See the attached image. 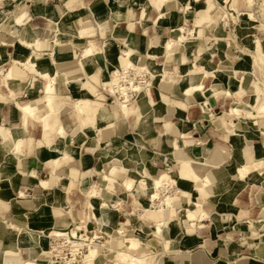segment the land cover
<instances>
[{
    "label": "crops",
    "instance_id": "obj_1",
    "mask_svg": "<svg viewBox=\"0 0 264 264\" xmlns=\"http://www.w3.org/2000/svg\"><path fill=\"white\" fill-rule=\"evenodd\" d=\"M157 1L0 0V22L12 17L19 30L17 36L0 32V131L7 128L12 135L7 142L0 133V264H22L27 258L48 264L43 251L49 236L80 224L89 203L98 214L92 225L106 223L110 233L123 228L142 233L149 227L141 250L153 246L157 264H264V170L254 173L251 183L238 174L244 165L264 162V115L230 117L234 107L252 109L258 83L264 84V74L246 53L255 41L252 34L261 39L260 30L242 17L236 40L217 23L202 20V13L221 16L226 0H168L162 8ZM236 4L246 11L245 1ZM182 29L186 40L169 51L167 45L179 41ZM90 45L96 60L85 62L82 52ZM124 52H133L132 63L150 75L125 117L115 101L109 103L105 84L122 67ZM29 58L56 77L51 90L58 109L70 108L46 125L41 118L23 123L16 107L42 100L48 85L25 65ZM246 73L250 81L242 83ZM199 85L202 90L186 93ZM12 91L23 96L14 100ZM81 100L93 104L91 123L80 121L74 110ZM47 112L45 107L39 115ZM17 140L24 143L18 153ZM127 144L136 165L123 154ZM184 161L193 162L201 178L213 173L219 184L202 196L193 178L183 180ZM162 174L177 183L170 194L176 196L172 209L145 216L153 205L151 185L143 179ZM93 189L99 196L106 190L105 198L90 199ZM108 199L110 214H99ZM193 203L209 217L184 224L180 214ZM164 220L163 235L156 237L155 225ZM183 224H194L193 232ZM8 226L31 237L22 239Z\"/></svg>",
    "mask_w": 264,
    "mask_h": 264
},
{
    "label": "bare ground",
    "instance_id": "obj_2",
    "mask_svg": "<svg viewBox=\"0 0 264 264\" xmlns=\"http://www.w3.org/2000/svg\"><path fill=\"white\" fill-rule=\"evenodd\" d=\"M228 1H227V3H225V6L223 8V13L228 17V19H231L237 25L238 23H240V20H241L242 17H246L247 21H253V22L257 21L258 23H256L257 24L256 27H258L259 30L261 29V30L264 31V18L260 17L259 12H257V10L255 9V5L257 3L255 0H244L245 3H246V11H244V12L238 10L235 7V5H234L232 0H231L230 4L228 3ZM205 3H207V1ZM260 3H261V6H262L264 1L261 0ZM223 13H222L223 17L220 18V20L218 22V25H219V27L221 26L222 29L225 31V26H226V24H228V21H227V18L224 16ZM243 13H244V15H243ZM11 18L12 17H7V18L3 19L0 22V32L1 33L2 32H8V33H11V34L17 36V35H19V30L16 27V24L14 22H12ZM235 19H237V21H235ZM202 20L209 21L211 23H215L216 22L215 19H213L210 15H206L205 13H202ZM219 29H221V28H219ZM181 32L183 34L180 36L179 41L177 40L178 42H172L169 45H167L168 46L167 48H168L169 51H173L175 49V46L179 42H183V41L186 40V38L184 37V34L186 33V32L184 33V29H182ZM252 39L255 40L253 42L252 51L253 52H257L260 55L264 56V48H263L261 40L257 37V35H255V37H252ZM24 45H27L28 47H31V48L35 47L34 44L27 43L25 41H24ZM129 52H130V50H129ZM129 52H128V54H126L124 52V54L127 55L126 56L127 58H123L120 61L121 64H122V67H120L119 69L115 70V72L112 75V79L110 81H107V82L105 81V84L108 87L107 89H109L111 91L110 92L111 99H113V100L117 99V101L119 102L118 104L120 106V112H121L122 116H124V117L129 115L130 112H131V107L129 106V103H131L133 101H136V99H137L136 98L135 100H131L130 90L137 91V93L145 91V87H143V85L136 84L134 82L135 79L134 78L131 79L129 77V71L133 70L135 75H139V76H143V77L146 74H148V73H145V71H147V69L144 70L142 68H138L132 63V61L130 60V56H131V54L133 52L130 53V54H129ZM82 54H83L82 59L85 62H87L89 60L90 61H95L96 60L95 47L92 46V45L84 48ZM124 54H122V55H124ZM262 56H261V59H262ZM121 57H123V56H121ZM25 65L27 67H29L32 71L37 72L38 75L41 78L47 79L48 85L45 88V93H44L45 96L44 97L42 96L43 98H41L42 100H40L39 102H36V101L32 102L33 100L31 102H27L25 104H21V103L17 102V106L16 107H18V109L22 112L23 117H24L23 123H28L30 119H33V120L37 119L38 120L39 118H41L42 121L44 122V124L46 125L47 121L49 120L50 117L54 116L57 113L63 114L67 110L69 111V109H70L69 107L64 109V111L63 110L61 111L60 109H58V105L55 103V99H54L55 94L52 92L51 88H52L53 82L56 81V77H54L52 75H48L46 72L40 70L39 67H38V63L35 62L34 60H31L30 58L26 60ZM127 66H131L132 68L131 67H127ZM58 73H59V71H58ZM205 74L207 76H209L211 73L206 71ZM191 75H196V74H191ZM185 76H187V75H185ZM249 76H250L249 73H246V75H243L242 76L243 78L241 79L242 83L245 82V81H248L249 80ZM11 77H12V74L10 73L8 78H11ZM122 81H124L126 83L123 84V83H121ZM146 82H148V79L146 80ZM164 83H166V82H164ZM73 85H80V84L74 83ZM148 87H151L150 84H148ZM202 89H203L202 86L199 85V86L193 87L191 90H189L186 93H189V95H190V93H193L194 91H200ZM227 93H225V94H227ZM86 95H90V94L87 92ZM228 95H231V94L229 93ZM263 95H264V84L259 82L258 83V94L256 95L257 96L256 97V103L252 107V109L255 110L256 113L252 114L251 111L248 109V107H246L244 110H242L240 108H237V107H234L231 110V115H241L243 113H244V116L246 114V115L251 116V117H255L257 115H264V97H263ZM11 96H12V98L14 100H16V99H20L23 95H17L14 91H12L11 92ZM231 97H233V96H231ZM92 105L93 104H92L91 101L81 100V101L78 102V105L75 106L76 108L74 107L75 108L74 110L76 111V114L78 115L80 121H81V119H86V120L89 121V119H93L94 118V115L92 113V107H93ZM45 107L48 108V112L46 114L40 116L39 113ZM206 111H208V105L204 106V112H206ZM248 116H246V117H248ZM89 122L91 123L92 121H89ZM231 122H232V120H231ZM60 129H61V131L64 134L63 128L61 127ZM0 133H1L2 137L7 142L9 140H12L11 131L9 129L3 128V129H1ZM23 144L24 143H23L22 140H17L16 141V144H15L16 146H14V147H16L15 148L16 153L21 152ZM132 151H133V148L131 147V145L127 144V145H125V147L123 149V154L128 158V160H130V162L132 161L136 165V164L139 163V161L135 157V155L132 154ZM194 161H197V159L194 158ZM262 170H264V162H258V163L252 164V165H250V164L249 165H244L238 171L239 178L242 181H247V182L251 183L250 182L251 181V176L254 173L260 172ZM181 174H182L183 180H188L190 178H193L194 182H195L196 191L199 192L200 194H202L203 196L208 195L210 189L212 187H214L218 183V181L215 179L213 173H209L204 178L199 177L194 171L193 162H189V161L182 162V164H181ZM104 178H106V177H104ZM107 179L110 180V178H107ZM143 181L147 182V183H149V185H151V187H147V192H148V195L150 196L153 208L148 207L147 212H149L151 215H153L154 213H159V212L158 211L157 212L156 211H152V209H158V210L163 209V213H165V214L169 213L170 209L172 207L174 199L170 198L167 201L165 199H167L168 195L172 194V191L174 190V187L173 188H171V187L175 186L177 183L174 180H172L167 174H162L161 176H159L157 178H153L151 180L143 179ZM41 185L46 188L48 186V183L45 182V181H42ZM93 188L96 189L97 186H95ZM94 189L91 190V194H93V196L89 197L90 199H93V198H105L104 192L106 190H103V193H101V195L99 196V195H97L94 192ZM160 191L162 192V194H161V196L159 198ZM106 201H104L103 205L101 204L103 209H104V210L102 209L103 211L100 212L102 214L104 213L105 210L109 209V205H111L109 199L106 200ZM115 207H116V204L111 206V208H115ZM118 207H119V205H118ZM88 209L90 210V216L87 217V219L88 218L89 219H91V218L97 219L98 215H97V212H96L95 205H93L92 203H89ZM180 216H181V219H182V223H184V224H186L188 222H194V221L197 222L199 219L205 220V219H207L209 217L207 215V213L203 211L202 206H201L200 203H193L192 208L187 210L185 213L184 212L181 213ZM80 224L81 225H85L84 224V220ZM5 225H9V224L5 223ZM165 225H166L165 220L162 221V222H159V223H157L155 225L154 234L156 235V237L157 236L161 237L163 235V231H164L163 229H164ZM103 228L110 229L108 227V225L106 223H104V225H102L101 229L98 228V231L104 233L105 229H103ZM193 228H194V224L193 225L189 224V226L186 227V230L188 232H193ZM77 231L84 232V231H86V229H84V231H83L82 227L78 224L77 226H75L73 228V230H70L69 232L68 231L56 230V231L53 232V236L54 235H58V236L77 237L78 236L77 235ZM98 231H96V232H95V230L86 231V232H93L92 236H90V235H84L83 236V241H84L83 245H86L89 248L88 252L85 254L83 263H86V264H97V260H99L101 258V256L99 254H97L96 248H98V249L104 248V245H103L104 243L100 245L99 242H96L94 240V239L98 238L97 237V235L99 234ZM112 232L114 234V231H112ZM105 233H107V232H105ZM117 233L119 235H124L125 231L123 229H120L119 231H117ZM20 235H21L22 239H27V238L31 237L30 233L25 231V230L20 231ZM40 239H41V237H40ZM125 244H126L125 245V250H122V251L121 250H114V249L112 250V253L114 254L113 258H116L117 262H120V260H123L125 257H130V259H131V261H130L131 263L130 264H153V258L150 257L152 255L151 253L149 255L147 254V255H142V256H137L136 255V252L140 249L139 240L131 238V237H126ZM165 246H166V249H169L170 248V243L166 242ZM43 254L46 255V252H43ZM11 255L13 256V258L18 257V253L17 252L12 253ZM22 264H39V263H37L35 260H25Z\"/></svg>",
    "mask_w": 264,
    "mask_h": 264
},
{
    "label": "rangeland",
    "instance_id": "obj_3",
    "mask_svg": "<svg viewBox=\"0 0 264 264\" xmlns=\"http://www.w3.org/2000/svg\"><path fill=\"white\" fill-rule=\"evenodd\" d=\"M168 0H158L157 2H155V4H156V6L157 7H159V4H160V6H161V8H162V6H163V4L164 3H166ZM227 1L228 0H226V3H227ZM233 1V3H234V5H235V7L238 9V10H240L241 11V9H239L238 7H237V0H232ZM244 1V0H243ZM264 1V0H263ZM213 2V0H210V4ZM230 2H231V0H229L228 1V3L230 4ZM211 7H212V5H210ZM160 9V8H159ZM211 10V9H210ZM220 11H223L222 9H219ZM221 13H223V12H221ZM241 14V13H240ZM243 15H244V13H243ZM259 15H260V17H263L264 18V3H263V5L261 6V9L259 10ZM9 16H10V14H9ZM213 19H215L216 20V22H215V24L217 23L218 24V22H219V20H220V18L221 17H223L222 15L220 16V14H218L217 13V15L215 16V15H213V16H211ZM246 18V17H245ZM11 19H13V18H11ZM235 21H237V19H235ZM247 23H248V25L250 26V27H255L257 24L256 23H258L257 21H255V22H253V21H247ZM259 37L261 38L260 40H261V42H262V45H263V48H264V31L263 30H261L260 29V34H259ZM249 40V39H248ZM248 40H246V42L248 41ZM249 42V41H248ZM250 43V42H249ZM248 44V43H247ZM249 46V45H248ZM252 46H253V42H252V45L251 46H249V48L251 47V50L249 51H247L246 50V53L248 54V55H250L252 58H253V63H254V68L257 70V72L259 71L261 74H264V56H262V55H260L259 53H257V52H253L252 51ZM261 56H262V59H261ZM31 60H33V59H31ZM127 67H131V66H127ZM132 68V67H131ZM250 78H251V76H249V80L248 81H250ZM112 79V77H110V78H108V79H106V82L107 81H110ZM153 84H154V82H153ZM106 87H107V85H106ZM108 88V87H107ZM115 100V99H114ZM113 99H110L109 100V103H112L113 101H114ZM119 102L117 101V99L115 100V103L113 104L116 108H117V106L118 107H120L119 105H117ZM136 105V103L135 102H131V103H129V106L131 107V111L132 110H134V106ZM137 106V105H136ZM250 111H251V113L252 114H255L256 113V111L255 110H253V109H249ZM254 111V112H253ZM233 116H239V115H230V117H233ZM63 133V132H62ZM64 135V134H63ZM263 171V170H262ZM262 171H260V172H262ZM252 177V176H251ZM172 187H174V186H172ZM162 191V190H161ZM160 191V193H159V198H160V196H161V193L163 192H161ZM165 191V190H164ZM199 193V192H198ZM202 195V194H201ZM93 196V194H91V193H89V197H92ZM203 196V195H202ZM170 198H176V196H172V195H168V200L170 199ZM175 200V199H174ZM174 202V201H173ZM173 206V205H172ZM146 210L148 209V207H146L145 208ZM171 209H172V207H171ZM170 209V210H171ZM89 210V209H88ZM152 211H158L159 212V214H163V209H160V210H158V209H152ZM100 212H102V211H100ZM100 212H99V214H100ZM104 216H108L109 214H110V212H109V210L107 209V210H105L104 211ZM98 215V214H97ZM171 215H172V213H171ZM90 216V210L89 211H87V214H85V215H83V217H82V219L84 220V224L85 225H81V224H79L81 227H82V229H83V231H84V229H86V231H93V230H95V231H98V228L99 229H101L102 228V225H100V224H98V225H96V224H94V225H92V220H96L97 222H98V218L97 219H94V218H91V219H87V217H89ZM145 216H149V214L147 213V211L145 212ZM145 216H143V218H142V220L144 219V217ZM173 219H176V217H174ZM141 221H139V223H140ZM78 225V224H77ZM76 224L71 228V229H69V230H67L68 232L70 231V230H73V228L75 227V226H77ZM92 225V226H91ZM133 225L134 226H138L137 225V223H133ZM184 225V224H183ZM172 227V226H171ZM183 227H185L186 228V226L184 225ZM8 228H11V229H13V230H15L16 231V233L18 234V233H20V231L17 229V227H14V226H8ZM147 229L146 230H144L145 232H142V233H135V232H133V233H131V232H128L127 230L125 231V229L126 228H123V230L125 231V234L124 235H119L116 231L114 232V234H113V232H108V231H110V230H108V229H106V228H103V229H105V232H107L106 234H107V236L105 237V239L104 240H100L101 241V243H99L100 245L101 244H103L104 245V248H100V249H98V248H96V252H97V254H99L100 256H101V258L99 259V260H97V264H130L131 262V259H130V257H125L123 260H120V262H117L116 261V258H113V256H114V254L112 253V250L114 249V250H125V239H126V237H131V238H134V239H137V240H139V246H140V249L136 252V255L137 256H142V255H149L150 253L152 254L150 257H152L153 258V264H157V261H158V255L156 254V251H155V249H153V246H150L151 247V249H150V251L149 250H145V251H141V246H142V243L144 242V241H142V239H143V237H145L146 235L148 236V233H149V231H150V229H149V227H146ZM128 229L129 230H131V231H134L133 229H132V227L131 226H129L128 227ZM117 230V229H116ZM59 231H62V230H59ZM166 234V233H165ZM53 235V234H52ZM255 235H257V234H255ZM150 238H152V236L150 235L149 236ZM157 239V238H156ZM157 240H159V239H157ZM143 247V246H142ZM43 252H46V251H43ZM153 252V253H152ZM28 260H34V259H30V258H27ZM47 262H48V260H47ZM42 264V263H41ZM49 264V263H48ZM82 264H86V263H82Z\"/></svg>",
    "mask_w": 264,
    "mask_h": 264
},
{
    "label": "built area",
    "instance_id": "obj_4",
    "mask_svg": "<svg viewBox=\"0 0 264 264\" xmlns=\"http://www.w3.org/2000/svg\"><path fill=\"white\" fill-rule=\"evenodd\" d=\"M257 3L255 5V9L257 12L261 9V0H255ZM223 12V11H222ZM225 12V11H224ZM224 14V13H223ZM227 18L228 24L225 26V30H227L232 37L236 36V23L233 22L231 19L224 14ZM255 37V34H252ZM230 36V37H231ZM230 37H227L230 39ZM129 77L132 79L134 78V82L136 84L146 85L148 82L146 80L150 79V75L146 74L144 77L135 75L133 70L129 71ZM121 83H126L122 81ZM137 91L130 90L131 100H135L137 98ZM96 232V231H95ZM94 232V233H95ZM99 232V231H98ZM93 232H82L77 231V237H69V236H58V235H51L49 236V248L46 251V255L48 257L49 264H81L83 263L85 254L88 252V246L83 245V236L90 235L92 236ZM107 234L104 232H99L97 235L98 238L94 239L96 242H101L100 240H104Z\"/></svg>",
    "mask_w": 264,
    "mask_h": 264
}]
</instances>
